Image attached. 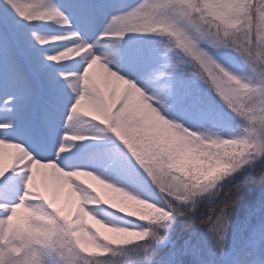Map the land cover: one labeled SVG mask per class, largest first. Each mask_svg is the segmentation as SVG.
<instances>
[{
  "label": "snow or ice",
  "instance_id": "6c2138e0",
  "mask_svg": "<svg viewBox=\"0 0 264 264\" xmlns=\"http://www.w3.org/2000/svg\"><path fill=\"white\" fill-rule=\"evenodd\" d=\"M241 12H246L248 16L246 41L244 46H236L230 50L238 54L242 63L248 67L252 73L249 77L231 73L217 61L209 49H225L223 42L213 38L200 26L208 18L224 23ZM57 17L62 21L59 24L67 29L64 35L55 36L58 39L52 40L53 36L31 32L32 39L41 47L55 41H64L53 54L45 53L44 60L49 64L72 61L73 59L58 60L57 53L73 46L85 49L80 56L74 57L83 60V67L79 71H74L66 63V70L57 73L75 94L68 106L69 114L64 125L66 131L60 134L59 142L45 138L55 119L48 106L43 103H19L21 99L30 101L40 96L51 86L52 79L45 72L48 65L37 62L31 56L17 32L21 21L31 24L53 21ZM134 17H144L147 26L141 30L126 27ZM73 20L81 25L85 33L92 31L98 21L97 9L86 4L62 7L55 0H46L43 6L39 0H0V153L4 154V150L8 148L14 149L10 165H5L0 159V264H46L45 257L51 254L58 257V264H78L77 258L80 259L82 253L76 251L74 238L73 243L69 244L71 256L60 249L49 247L36 257L31 254L29 247L34 238L30 229L12 227L17 211L23 209L28 214L29 225L32 224L33 217L46 215L54 219L69 235L72 234L74 225L71 220L59 219L44 202L48 197L46 193L42 194L44 188L41 187V181H47L57 191L66 188L67 196L71 197V182L60 184L58 176H50L48 173L52 167L65 173L79 169L76 162L64 155L69 142L87 138L82 134H75L74 120L77 116H91V120L106 126V130L122 142L126 157L125 160L114 156L113 166L129 164L149 189L157 190L156 181L164 174L158 161L162 162L167 158L166 167L171 169V157L180 148L171 133L176 129L196 132L173 122L171 117L165 118L169 109L195 119L207 118L209 115L198 94L181 80L173 79L174 74L187 72L198 77L221 98L231 112L229 104L232 98L223 82L218 79L220 69L228 73V78L235 82L243 95L255 94L264 98V59L260 56V51L264 49V40L261 39L264 33V4L260 0H143L130 12L110 17L107 26L97 37L98 40L113 39L119 44L127 33L164 35L168 43L164 46L167 59L163 62L159 54L147 48L130 49L118 56L114 51L104 53L103 57L96 55L91 51L94 45L87 42L81 31L72 28ZM253 49L257 52L255 59L250 57ZM75 63L79 64L80 60L77 59ZM94 64L100 71L95 77H90ZM165 101H168L167 105ZM82 105L86 106L87 111ZM97 111L105 114L103 122L100 116H96ZM239 111L247 121L244 131L239 136L227 139L235 145H245L264 155V115H261L264 113V100L253 108H240ZM161 112L165 115H161ZM93 116L95 119H92ZM26 158L30 159L21 164L20 161ZM215 163L226 171L233 170V165L226 160H216ZM98 176L106 180L101 175ZM34 186L39 191V196L33 190ZM128 187L125 184L122 188ZM130 192L147 200L159 212L142 220L147 222L145 226L126 222L123 227L132 229L139 235L124 242L104 243L98 248H90L94 251L86 249L85 251L93 253L91 257L105 255L109 246L128 245L144 241L148 237L151 240L141 245L142 249L164 242L167 233L158 235L153 226L159 224L160 227L167 228L168 225L162 222L170 221L176 215L173 201L175 205H179L200 194L187 191L162 192L154 200L139 190L133 189ZM231 198H235V195ZM250 215L260 219L253 225L245 223L249 237L244 242V247L258 240L264 241V193L250 210ZM200 223L214 240H223V230L228 225V208L221 207L214 218L201 220ZM229 231L230 227L228 234ZM242 250L234 253L227 264H243L240 259ZM144 259L147 264H211L202 255L199 246L189 240L173 244L166 250L157 251L153 248V254Z\"/></svg>",
  "mask_w": 264,
  "mask_h": 264
},
{
  "label": "clouds",
  "instance_id": "9594fccd",
  "mask_svg": "<svg viewBox=\"0 0 264 264\" xmlns=\"http://www.w3.org/2000/svg\"><path fill=\"white\" fill-rule=\"evenodd\" d=\"M56 23H61L59 17L54 20ZM147 26V21L144 17H134L128 21L126 27L134 30H141ZM201 28L208 32L213 38L223 42V48L233 49L236 46H244L246 41V33L248 27V16L246 12H241L224 23H218L216 20L208 18L201 23ZM52 40L58 39L51 37ZM264 40V33L261 35ZM85 51L83 48L76 46L64 49L57 53L58 60H72L74 57L80 56ZM257 52L252 50L250 57L255 59ZM260 56L264 59V49L260 51ZM98 64V62H96ZM96 66L95 64L93 67ZM218 67V66H217ZM218 79L223 82L225 89L232 98L229 108L237 117H239L244 125L247 123L245 118L239 111L240 108L245 110L255 107L260 104L264 98L257 97L255 94L243 95L239 88L235 86V82L228 78V73L224 69L218 72ZM107 87V79H105V88ZM95 111V110H93ZM86 115V113H85ZM264 115V113H261ZM96 116L101 117V122L105 118V114L96 112ZM95 119V116L92 117ZM242 126V133L244 130ZM171 135L176 139L180 148L171 157L173 167H166L168 159L164 158L161 163L163 175H160L157 183L158 193H172L176 191H187L191 194L208 192L213 188L218 179H223L227 176V180L234 177L233 173L241 170L234 169L221 174L218 177L208 175L209 169L216 160H223L234 151L235 144L221 138L218 134H197L189 132L187 129H176ZM27 159L21 160L20 163H26ZM207 162V163H203ZM264 162V155L256 153L250 148L244 165H248L250 169H255L256 165ZM34 163V162H33ZM50 176H58V183L70 184V196L75 202V210H69L66 214L62 207H52L55 196L46 199L44 202L48 205L49 210L54 213L59 219L69 221L74 225L71 235H68V243H74L76 251L79 253H87L82 255L78 260V264H88L87 257H91L93 253L85 251L90 248H98L104 243L124 242L134 235H139L138 232L118 226L108 219L120 214V218H128L130 220L142 221L146 217L153 216L159 210L147 200L134 195L132 192L122 187H117L115 184L101 179L100 176L91 171L84 169H76L73 172L65 173L59 168L52 167L48 173ZM67 178V179H64ZM36 195L39 196L38 190L33 189ZM240 191L238 187L236 192L227 191L224 193L229 199L221 206L228 208V225L223 230V240L214 241L215 247L219 253L222 264H227L228 260L233 257V253L227 249L228 228L230 227L231 216L236 207V198H231ZM171 203V202H170ZM176 212L182 208L178 205H172ZM189 213L188 209H183ZM28 218L25 210L17 211L15 220L22 226ZM240 259L243 264H264V241H257L254 244L246 245L241 253Z\"/></svg>",
  "mask_w": 264,
  "mask_h": 264
},
{
  "label": "trees",
  "instance_id": "16d2710c",
  "mask_svg": "<svg viewBox=\"0 0 264 264\" xmlns=\"http://www.w3.org/2000/svg\"><path fill=\"white\" fill-rule=\"evenodd\" d=\"M43 2L44 0H39V3L43 4ZM91 2L100 9H104L108 3H114L125 11L130 12L135 9L137 5L141 4L143 0H91ZM260 2L264 4V0H260ZM22 28V25H18L17 32L20 40L25 46L24 38L21 35ZM134 34L141 37V39L133 49L147 48L159 54L161 62L167 59L164 55L166 53L164 46L168 43L166 36L160 34ZM170 55L171 53L168 54V56ZM222 56L227 62H230L232 65L248 73L246 66L240 63L239 60L224 54H222L221 57ZM172 78L181 80L186 86L192 88L201 98L205 109L209 113L207 118L195 119L186 116L188 119L195 120L211 131L221 133L235 131L239 126L244 125L242 124V120L232 113L226 107L225 103L222 102L221 99H219L198 77H194L187 72L183 74L177 72ZM46 98L50 104H53L49 96ZM165 102L168 104V101ZM175 112L184 115L180 111ZM90 118L91 116L86 117L85 121L90 126L92 132L101 131L111 141V143L100 146L94 150L93 156L97 162H101L106 168H109L112 180L120 187L128 184L129 187L136 190H138L137 188L141 185L145 188L147 193H153L159 197L160 194L158 191L149 189L148 185L144 183L143 178H141L139 173L129 164L125 163L121 167L113 166L112 159L114 156L126 160L122 142H120L109 130H106V126H102L99 122L93 121ZM244 153L245 150L243 147L238 149L234 147V151L229 156L224 157L223 160L228 161L233 165L234 169L238 170L241 162L244 160ZM226 172L228 171L223 170L220 173L212 175V169L210 168L208 175L218 177ZM232 176L234 178L231 180H227V178H225L226 176H224L223 179H218L217 182L220 184L213 191L210 190L200 193L188 202L180 203L178 206L182 209L176 212V215H174L170 221L164 222V224L168 225L167 228L153 226V230L156 231L158 235H165V233H167L164 242L154 243L148 249H142L141 245L147 244L151 240V237H148L144 241H135L128 245L109 246V251L105 253V255L87 257L89 264H95L97 261H99L100 264H147L144 257L151 256L153 254V248L157 251L166 250L173 244H180L185 240H189L193 244L198 245L204 258L210 261L211 264H219L221 258L215 247V240L211 237V234L206 231L204 226L201 225L200 221L209 219L210 217L214 218L215 213L219 211L221 206L229 199L224 193L230 190L236 192L239 187L240 191L235 195L237 204L231 216L230 228L233 225L243 226L245 223L249 225L254 223L258 217L250 215V210L260 199L261 194L264 193V162L257 164L254 170L249 167L242 168L233 173ZM140 192L142 193V191ZM142 194L144 195V193ZM173 203L175 204V201H173ZM52 207L61 206L53 204ZM62 208L65 209L64 214L70 210L67 207ZM188 208L189 213L183 211V209L186 210ZM69 219H71V217H69ZM110 220L119 224H126V222L131 221L133 224L138 223L140 226L147 225V222L120 218L119 213L110 217ZM36 226L40 229L41 243L38 242L37 236L33 231ZM12 227L30 229L31 235L34 237L29 245L31 254L34 250L38 251V248H40L39 251L42 253L49 247H52L62 250L66 255H72L67 239L69 234L58 225L54 219L46 215L33 217L31 225L28 224V218L22 226L14 220ZM81 255H87V253H82ZM77 260H79V258H77ZM45 261L46 264H58V257H56L55 254H51L45 257Z\"/></svg>",
  "mask_w": 264,
  "mask_h": 264
},
{
  "label": "rangeland",
  "instance_id": "374dc122",
  "mask_svg": "<svg viewBox=\"0 0 264 264\" xmlns=\"http://www.w3.org/2000/svg\"><path fill=\"white\" fill-rule=\"evenodd\" d=\"M55 2L62 7H68V8H71V6H73L74 4H86V5L94 6L97 9L98 21H97L95 28L92 31L85 33L83 29L81 28V25L76 20H73L72 28L78 31H81V34L84 36L87 42L90 45H94V50L97 53L100 52L102 54V57L104 53L109 52V51H114L115 54L118 56L120 53L124 51L133 49L138 44L139 40L141 39V37L137 36L134 33L125 34L123 38L120 39L119 44H116L113 39H100V40L97 39L100 32H102L107 26L110 17L119 15V14L128 13V11H125L123 8H121L117 4L108 3L106 7H104V9L102 8L100 9L94 3H92L91 0H55ZM45 3H46V0H44L43 4L41 3L40 4L41 6H43ZM19 25L23 26L21 30V35L23 36L24 41H25L24 47L27 48L31 56L34 57L37 62L48 65L45 69V72L47 76L52 79L51 86L46 88L41 93L40 96L30 101L21 99L19 103L21 105H25L29 103L31 104L43 103L45 105H49V108L53 112L55 119L53 123L50 125L49 130L47 131L45 135V138L59 142L60 134L66 131L64 125L66 123V117L69 114L68 106L72 103L75 97V94L69 90L67 85L59 78L57 73L59 71L66 70L64 67L66 63L70 64L74 71H79L83 67V60L82 58H73L72 61L56 62V63H51V64H49V62L44 60L45 53H47L48 55L53 54L54 52L58 50V45L61 43H64V41H55V42L46 44L43 47H41L37 45L36 42L32 39L31 32L35 31L43 36H62L64 35V32L67 31V29L61 26L59 23H56L54 20L53 21H37L31 24H25L24 22L21 21ZM209 51H212L217 61L226 70H229L231 73H234L240 77H249L252 75V73L250 72L247 66L246 68H247L248 73L242 71L241 68L235 65H232L230 62H227L223 56L221 57L222 54L228 55L232 58L239 60L240 63H242L240 57L234 51L230 49H220V50H215V51L209 49ZM77 59L80 60L79 64L75 63ZM99 71H100L99 68L94 66L93 69L90 70V77H95L99 73ZM146 94H150V93H146ZM48 96L53 101V104L51 105L48 104L49 102L45 100V97H48ZM165 104L167 105L166 102ZM82 108L85 111H87V108L85 105H82ZM161 115H165V114L161 112ZM169 117L172 118L173 122H177L182 127H187L190 130L196 131L198 134L216 133L221 138H225V139L236 137L242 134V126H239L235 131H232L229 133L215 132V131H211L207 129L204 126L199 125V123H197L194 120H189L187 117L179 115L178 113L174 112L171 109H169V113L165 115V118H169ZM85 120H86V117L77 116L74 120V127H75V134H82L86 136L87 138L83 141L69 142L67 145V152L64 155L67 156L72 161L76 162L79 165V169L93 171L94 174L101 175L103 178L108 180V182H112L117 187H120L112 180L111 175H110V170L106 168L101 162H97L93 156L94 150H96L100 146L111 143V141L101 131L92 132L90 126ZM242 124H244L243 121H242ZM234 147L237 149L240 147L244 148L245 150L244 160L243 162H241L240 167L247 168L248 165H244V164L246 162V157L250 151V147H247L242 144H237ZM12 152H14V149L8 148L4 150V154L0 153V159H2L5 165H10L12 163V159H11ZM211 169H212V175L220 173L224 170L223 167H221L220 165L216 163L212 165ZM225 178H227V176ZM219 184L220 183L216 181L215 186L209 189V191L210 190L213 191L214 189H216L219 186ZM41 187L44 188V193L42 194L46 193L48 198H52L53 196H55V201L53 203L54 205H59L61 207H67L71 211L75 210V202L72 197L67 196L66 188L60 191L54 190L47 181H41ZM121 187H124V186H121ZM125 189L129 191L133 190L131 187H128ZM137 189L139 191H142L144 195L151 196L154 200L159 198L153 193H147L145 188L141 185ZM259 219L260 217H258L257 220L251 225L257 223ZM108 222H111L118 226L126 225V224H121V223L119 224L114 221H111L110 218L108 219ZM134 225L140 226L138 223H135ZM154 226L161 228L159 224L154 225ZM137 230H140V229L137 228ZM33 231L37 236L38 242L41 243L40 229L37 228L36 226L34 227ZM248 237H249V231L247 228L244 227V225L243 226L233 225L230 228L229 234L227 236V249L231 251L233 254L239 253L243 249L244 242L248 239ZM39 249L40 248H38V251L34 250L32 255L39 257L41 254ZM219 264H222L221 259H220Z\"/></svg>",
  "mask_w": 264,
  "mask_h": 264
},
{
  "label": "bare ground",
  "instance_id": "6f19581e",
  "mask_svg": "<svg viewBox=\"0 0 264 264\" xmlns=\"http://www.w3.org/2000/svg\"><path fill=\"white\" fill-rule=\"evenodd\" d=\"M66 32V31H65ZM65 32H64V34H65ZM91 51H93V53L94 54H96V55H100L101 57H102V54L99 52V53H97L95 50H94V47L91 49ZM96 67H98V66H96Z\"/></svg>",
  "mask_w": 264,
  "mask_h": 264
}]
</instances>
